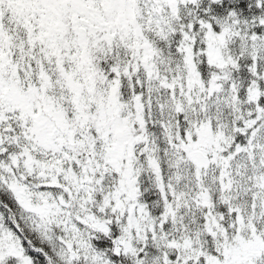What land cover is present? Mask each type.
I'll list each match as a JSON object with an SVG mask.
<instances>
[{
  "label": "snow or ice",
  "instance_id": "6c2138e0",
  "mask_svg": "<svg viewBox=\"0 0 264 264\" xmlns=\"http://www.w3.org/2000/svg\"><path fill=\"white\" fill-rule=\"evenodd\" d=\"M0 264H264V0H0Z\"/></svg>",
  "mask_w": 264,
  "mask_h": 264
}]
</instances>
